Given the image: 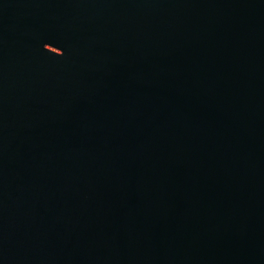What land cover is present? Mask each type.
Masks as SVG:
<instances>
[{
    "label": "water",
    "instance_id": "95a60500",
    "mask_svg": "<svg viewBox=\"0 0 264 264\" xmlns=\"http://www.w3.org/2000/svg\"><path fill=\"white\" fill-rule=\"evenodd\" d=\"M0 264H264V0H0Z\"/></svg>",
    "mask_w": 264,
    "mask_h": 264
}]
</instances>
